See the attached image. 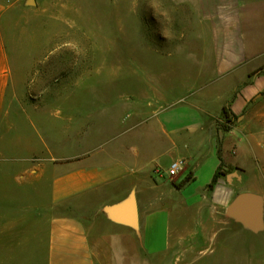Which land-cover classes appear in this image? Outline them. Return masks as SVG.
I'll use <instances>...</instances> for the list:
<instances>
[{"label":"crops","instance_id":"crops-1","mask_svg":"<svg viewBox=\"0 0 264 264\" xmlns=\"http://www.w3.org/2000/svg\"><path fill=\"white\" fill-rule=\"evenodd\" d=\"M171 1L181 29L170 55L191 57L198 83H182L173 98L176 89L167 85L136 101L110 99L124 111L120 120L106 119L97 141L87 128L91 115L82 123L79 114L65 119L58 110L46 123L47 108L19 91L28 37L13 30L18 3L0 0V193L4 161L13 165L18 205L9 224H2L0 207V264L3 248L13 249V264H146V252L156 264L167 244L164 252L193 234L195 215L205 227L210 202L245 193L249 176L258 175L250 189L259 192L246 193L264 198V0ZM35 121L46 136L32 128ZM180 159L184 169L170 176ZM222 163L226 174L211 190ZM133 193L141 237L104 213ZM66 204L94 218L57 214Z\"/></svg>","mask_w":264,"mask_h":264},{"label":"rangeland","instance_id":"rangeland-1","mask_svg":"<svg viewBox=\"0 0 264 264\" xmlns=\"http://www.w3.org/2000/svg\"><path fill=\"white\" fill-rule=\"evenodd\" d=\"M30 1L19 4L13 0L18 3L13 30L28 37L23 41L27 50L15 83H21L19 91L31 98L32 106L47 108L46 123L54 121L52 116L58 110L65 119L79 114L82 123L91 115L87 128L98 133L97 141H102L106 119L120 120L124 111L119 103L109 105L110 99L136 101L140 96H154L167 85L176 89L173 98L180 93L182 83L196 82L191 57L170 55L177 51L181 29L178 8L171 0ZM23 5L32 8L24 10ZM171 36L174 38L168 39ZM110 124L112 128L113 120ZM32 128L39 135L48 134L42 125ZM5 165L8 163L2 161V176L7 182L2 183L0 207L2 224H9L13 214L8 213L18 205H13V165L11 169ZM257 181L258 175L249 176L241 184L243 192H259L250 189ZM232 201L220 205L210 202L205 227H198L201 217L195 215L193 234L164 252L167 244L156 255V264H264V229L254 233L228 215ZM75 208L66 204L56 213L94 218V213L81 215ZM2 256L3 264H13L9 262L13 249L3 248ZM146 264H153L147 252Z\"/></svg>","mask_w":264,"mask_h":264},{"label":"water","instance_id":"water-1","mask_svg":"<svg viewBox=\"0 0 264 264\" xmlns=\"http://www.w3.org/2000/svg\"><path fill=\"white\" fill-rule=\"evenodd\" d=\"M30 4H35V0H31ZM104 212L112 221L133 228L141 237L139 209L134 193L118 205L105 207ZM227 213L254 233L264 229V200L258 194L243 193L238 195L229 205Z\"/></svg>","mask_w":264,"mask_h":264},{"label":"trees","instance_id":"trees-1","mask_svg":"<svg viewBox=\"0 0 264 264\" xmlns=\"http://www.w3.org/2000/svg\"><path fill=\"white\" fill-rule=\"evenodd\" d=\"M223 114L226 116V118H227V121L226 122H228V123H233V120H231L230 118H229V115H228V113H227V110H226V108H224V110H223ZM223 167H224V164L222 163L221 164V166L219 167V169L217 170V172H216V174H215V177H214V179H213V181H212V183L209 185V189H214V187L217 185V183H218V181H219V178L221 177V176H225V172L223 171Z\"/></svg>","mask_w":264,"mask_h":264},{"label":"built area","instance_id":"built-area-1","mask_svg":"<svg viewBox=\"0 0 264 264\" xmlns=\"http://www.w3.org/2000/svg\"><path fill=\"white\" fill-rule=\"evenodd\" d=\"M186 162L184 159L175 160L172 162L170 169L168 171L170 176H177L185 167Z\"/></svg>","mask_w":264,"mask_h":264}]
</instances>
